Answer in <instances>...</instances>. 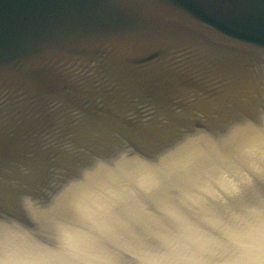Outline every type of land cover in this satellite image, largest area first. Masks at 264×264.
Listing matches in <instances>:
<instances>
[{
  "label": "water",
  "instance_id": "95a60500",
  "mask_svg": "<svg viewBox=\"0 0 264 264\" xmlns=\"http://www.w3.org/2000/svg\"><path fill=\"white\" fill-rule=\"evenodd\" d=\"M262 118L264 0H0V212L30 226L97 156Z\"/></svg>",
  "mask_w": 264,
  "mask_h": 264
},
{
  "label": "clouds",
  "instance_id": "9594fccd",
  "mask_svg": "<svg viewBox=\"0 0 264 264\" xmlns=\"http://www.w3.org/2000/svg\"><path fill=\"white\" fill-rule=\"evenodd\" d=\"M131 151L24 197L34 226L0 212V264H264V118Z\"/></svg>",
  "mask_w": 264,
  "mask_h": 264
}]
</instances>
